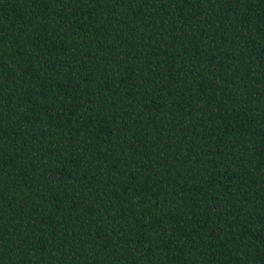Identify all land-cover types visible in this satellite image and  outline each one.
<instances>
[{"label": "trees", "instance_id": "trees-1", "mask_svg": "<svg viewBox=\"0 0 264 264\" xmlns=\"http://www.w3.org/2000/svg\"><path fill=\"white\" fill-rule=\"evenodd\" d=\"M0 264H264V0H0Z\"/></svg>", "mask_w": 264, "mask_h": 264}]
</instances>
